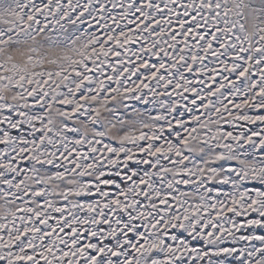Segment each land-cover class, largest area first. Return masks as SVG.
Masks as SVG:
<instances>
[{
    "label": "snow or ice",
    "instance_id": "1",
    "mask_svg": "<svg viewBox=\"0 0 264 264\" xmlns=\"http://www.w3.org/2000/svg\"><path fill=\"white\" fill-rule=\"evenodd\" d=\"M0 264H264V0H0Z\"/></svg>",
    "mask_w": 264,
    "mask_h": 264
}]
</instances>
